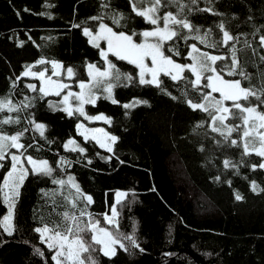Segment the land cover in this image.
Returning <instances> with one entry per match:
<instances>
[{"label":"trees","instance_id":"trees-1","mask_svg":"<svg viewBox=\"0 0 264 264\" xmlns=\"http://www.w3.org/2000/svg\"><path fill=\"white\" fill-rule=\"evenodd\" d=\"M181 4L185 6L182 11ZM137 5L141 9L152 7L147 0ZM157 7V16L179 13V18L193 25L191 32L171 26L180 35L165 42L167 56L179 64L192 65L189 53L195 45L197 56L208 53L225 57L212 65L216 73L225 81L240 80L241 87L250 88L264 100V47L259 44L264 35V0H196L195 4L191 0H161ZM120 14L123 19L117 26L113 17ZM100 23L117 34L155 29L136 15L130 0H0V98L20 105L27 96L33 104L18 112L0 111V120L11 117L20 121L0 124V133L23 132L21 158L30 155L36 161L47 160L53 169L51 176L29 172L21 185L15 200V230L10 236L0 228V264H55L53 251L41 243L34 229L59 224L63 231L71 223L64 220L65 211L79 217L84 210L92 218H101L113 205L119 213L118 228H109L127 251L117 244L116 255L107 257L94 245L97 251L91 255L97 264H264V168L259 167L264 158L253 150L260 148L259 137L247 138L249 153L245 154L243 128L225 140L220 132L212 131L208 112L189 106L188 99L206 103L202 97L207 93L221 99L204 87L206 79L202 77L200 86L193 88L195 74L186 69L183 78L176 81L161 75L160 87L140 84L136 66L112 56L121 74L114 82L117 103L100 98L85 111L110 121L87 123L117 138L109 152L78 134L77 124L86 121L84 116L53 110L49 102L60 104L59 96H42L38 80L21 76L33 66L32 71H44L49 77V63L56 62L63 68L71 67L78 79L86 80V65L102 67L103 60L83 30L96 32ZM221 24L237 38L228 46L223 44ZM139 36L133 38L138 40ZM198 37L206 42L201 43ZM233 55L239 65L234 75H228ZM40 60L46 63H37ZM28 84L36 85L37 91L29 90ZM239 102L264 112V103L254 96ZM223 103L232 108V101ZM125 104L133 106L125 108ZM210 111L219 115L214 109ZM31 121L45 125L43 136ZM224 123L232 127L242 120L229 118ZM216 127L227 135L219 120ZM259 131L264 133V128ZM70 139L85 151H72L74 145L66 150L64 144ZM233 139L236 145L231 143ZM11 151L20 155L17 149L7 150L5 159L0 160V182L11 168ZM62 158L68 163L57 167ZM225 160L230 161L227 168ZM68 176L92 197L91 204L76 199L69 184L61 187L53 183L54 179L67 181ZM117 192L126 194L119 203H115ZM237 193L240 200L235 198ZM71 201H75V208ZM6 211L0 199V218ZM90 236L85 233L84 239L91 242ZM125 236H134L139 247H133Z\"/></svg>","mask_w":264,"mask_h":264},{"label":"snow or ice","instance_id":"snow-or-ice-1","mask_svg":"<svg viewBox=\"0 0 264 264\" xmlns=\"http://www.w3.org/2000/svg\"><path fill=\"white\" fill-rule=\"evenodd\" d=\"M133 5V11L136 12V15L144 17L147 23L152 25H157L154 30H146L142 33H132L131 35L125 34L124 32H120L117 34L112 30V28L108 27L104 23H100L99 29L100 31L93 36L92 32L88 28H84L83 32L85 36L91 37L90 43H93V46L99 47L98 40L105 39L108 42V52H111L120 60H127L131 64H135L139 69V83L140 84H154L157 87H160V82L157 79V74L159 72H163L164 75L171 76L173 81H176L178 78L182 79L183 77L179 74L185 71V66L174 63V61L165 56L163 51H161L162 44L165 40H171L173 37L179 36L180 33L177 29L171 27L172 25H176L183 29L189 30V32L193 31V25L187 19L179 18V13L173 14L172 12H168L163 17L150 15L154 14L158 10V5H160L161 0H147V2L152 3V7L146 10H140L136 7L138 2H143V0H130ZM193 4L196 3V0H191ZM106 6V5H105ZM180 10L182 11L185 7L184 5H179ZM191 11V9H189ZM204 11H211L210 9H204ZM92 19H102L100 17H93ZM123 19V15L120 14L119 18L113 17V23L119 26L120 20ZM163 20V28L158 26V22ZM220 30L223 32V44L225 46L229 45L230 41L237 39L233 35H231L227 30H225L224 25H219ZM195 31L199 32V29H195ZM135 35L143 36L144 42L135 43L133 42L132 37ZM207 35V33L205 34ZM149 37H157L158 40L155 43H149ZM187 39V37H185ZM201 43H205L204 37H198ZM259 44L261 47H264V35H261L259 38ZM215 47V44L212 45ZM235 51V49H233ZM108 52L101 51V56L105 58L108 63V68L104 71L95 68L94 65L89 64V77L90 82L86 85L84 82L79 84V88L81 89L80 93H72L68 92L67 95H64L60 104H54L49 102V107L53 110L64 111L68 116H72L74 113H79V115L84 116L85 119L89 120H104L105 122H110L104 116H96L89 117L84 112L83 105L84 104H94L97 97L93 92L94 88H99L103 85V91L107 93L106 99L112 100L113 103H117L115 99L112 98V88L113 84L110 82V78L114 77L116 80H119L121 74L117 69H115V65L111 62L107 61ZM193 53H199V49L196 48L195 45H192V52L189 53V58L193 59L196 67H191V71L195 74V80L192 81L193 88H198L201 84L202 77L207 80V84L204 85L205 88L211 89V92H219L221 99L215 100L211 98V93H207L203 95V100L206 103H194L191 99H188L189 106L193 109H200L202 111L208 112L211 120L213 122L212 131L220 132L222 136H224L225 140H228L233 132H238L241 128H243V137L245 138L244 143V152L245 154L249 153V141L247 140L250 136H258L259 137V149H253L256 151L258 156L264 157V133H261L259 129L264 128V112L258 110L257 106H244L239 101L244 100L248 101L249 97L254 96L257 101L264 103V100L261 99V96L257 95L250 88L241 87V81H225L222 79L221 75L216 73V69L212 67L216 61L225 59L222 56L209 55L208 53H200L198 56H193ZM145 57H151L152 64L154 67L150 69L151 79L145 78V68L146 65L143 63V59ZM264 59V56L261 57ZM207 61H211L212 64H208ZM37 63L43 64L46 63L44 60H40ZM239 65V61L235 55L232 57V70L228 72V75H234L235 69ZM33 66H28L27 70L24 71L21 76H32L42 81V86L38 89V91L42 94V96H48L51 94L61 95V91L68 87L67 84L53 81L51 77H46L44 71L35 72L32 71L31 68ZM52 67L60 68L62 65L52 62ZM199 69V71H198ZM67 76L72 78L74 76V71L71 67L66 69ZM175 72L176 74H173ZM204 72H212L213 75L204 76ZM241 76H244L247 79V76L244 72L239 73ZM53 75H60L57 72H53ZM20 79V77H17ZM125 79H131V77L125 75ZM215 79L216 83L213 82ZM46 81V85L44 86V82ZM13 87H15V82L13 83ZM26 87L31 91H37L36 85L28 84ZM70 98H73L79 103L74 107L70 103ZM211 98V99H210ZM176 99V97H173ZM230 100L233 102L232 108H235L238 113H234L232 108L224 106V101ZM139 103V101H136ZM33 104L31 99L25 96L24 100L20 102V105H15L13 102L9 100H4L0 98V111L7 109L9 112H18L21 108L27 109L32 107ZM133 105L125 104L124 107H132ZM210 109H214L215 113H219V115L214 114ZM247 114V115H245ZM232 119H241V124H236L232 127H228L224 122L225 120ZM219 120L220 123L227 129V135L224 134L221 129L216 127V121ZM257 120L260 122L257 125ZM19 119L13 120L11 117L7 119L0 120V124H11V123H19ZM34 124L35 129L40 131L41 136H43L45 125L41 123H35V121H31ZM83 125L77 124V129L82 128ZM27 131V129L25 130ZM105 135H107L105 133ZM23 136V132H19L15 135H7L0 133V160L5 159V153L9 148H15L20 155H11V168L3 177V181L0 182V199H2V203L7 207V213L0 218V228L3 229L5 233L8 235H12L15 228L13 224L14 217V208H15V198L19 196V188L24 182V179L28 175V170L24 167L21 157L24 156V153L20 151L24 149L25 146L21 144L20 138ZM89 139L88 136H85V140ZM92 139H96V142L100 144L102 148H106L109 152L112 151L111 147L105 143H102L95 136ZM108 139L111 142L116 141L115 136H110ZM233 145L237 144V140H231ZM69 145H74L71 149L72 151H80L83 153L85 149L81 148L79 145L75 144V141L69 140L64 144V148L66 150L69 149ZM31 147V145H29ZM28 161V164L31 165V171L34 174L51 176L53 169L49 166V162L47 160L36 161L32 156L24 157ZM68 163L63 158L57 163V167L60 165ZM91 163V161H89ZM230 165L229 160L224 161V166L227 168ZM3 165L0 164V168ZM255 167V166H254ZM260 168H264V163L259 165ZM219 179V177H217ZM54 184H59L63 187L65 184H69L71 187L75 189L76 199L83 198L87 201L88 204L92 203V197L90 195H86L82 192L79 185L75 183L74 177L68 176L67 181L64 180H53ZM253 191L256 190V185L253 183L252 185ZM118 199L117 203L120 202L119 198L126 194L117 193ZM237 200H240L242 197L237 193ZM72 206L75 208V201H71ZM63 218L65 221H71L69 226L65 230L60 229V225L57 224L53 227H49L45 224L43 227H36L34 231L39 234L41 243H45L47 248L50 251H53L51 256V260L55 262V264H97L96 259L91 255L92 252L97 251V248L94 245H100L101 247L98 249L103 253L104 256L112 257L116 255V248L114 245L119 244L120 248L127 251L125 245L106 228L100 227L99 221H93L92 217L89 213L84 210L80 211V216L69 215L67 211L63 214ZM119 213L115 205L111 208V217L106 213L104 214V221L109 225H116L118 228V217ZM88 216V223L81 227L80 217ZM75 226V229L73 228ZM90 232L91 233V242H88L84 239L81 233ZM124 239L128 240L133 247H139L134 236H125ZM39 251V250H37ZM143 251V249H141ZM43 255V253H40ZM83 254H87L85 257Z\"/></svg>","mask_w":264,"mask_h":264},{"label":"rangeland","instance_id":"rangeland-1","mask_svg":"<svg viewBox=\"0 0 264 264\" xmlns=\"http://www.w3.org/2000/svg\"><path fill=\"white\" fill-rule=\"evenodd\" d=\"M138 3H139V2H138ZM136 7H137L138 9H140V10H146V9H141V8H139L137 4H136ZM147 9H148V8H147ZM150 15H155V16H157V11H156L154 14H150ZM154 26H155V28L157 27V25H154ZM158 26H159L160 28H163V23L160 24V23L158 22ZM151 30H154V29H151ZM90 31H91V30H90ZM99 31H100V29L98 28V30H97L96 32H93V31H91V32H92L93 36H95L96 33H98ZM87 37H88V36H87ZM88 39H89V41H90L91 37H88ZM132 39H133V42L139 44V43L144 42V39H145V38H144L143 36L140 35L138 40L134 39L133 37H132ZM157 40H158L157 37H149V38H148V42H149V43H155ZM166 41H167V40H165V41L163 42L162 47H161V51H163V53H164L165 56H167V55H166L165 52H164L163 46H164V44H165ZM96 43H98V45H99V47H97V48H99L100 53H101L102 50L105 51V52H108V42H107V40H105V39H101V40H98ZM91 44L93 45V43H91ZM94 47H95V46H94ZM100 56H101V54H100ZM112 56H115V55H113L111 52H108V55H107V61H108V62H111V63L113 64V62H112V60H111V57H112ZM193 56H197V55L193 53ZM115 57H116V56H115ZM167 57L171 58L170 56H167ZM101 58H102V60H103V66H102V67H99V66L94 65V64H91V65H94L95 68L100 69L101 71H104V70H106V69L108 68V63L106 62L105 58H103L102 56H101ZM171 59H172V58H171ZM172 60H173V59H172ZM126 61H127V60H126ZM173 61H174V60H173ZM143 63L146 65V68H145V78L150 80L152 77H151V72H150L149 70L152 69V68L154 67V65L152 64V61H151V57H145V58L143 59ZM174 63L179 64V63H177L176 61H174ZM58 64H60V63H58ZM49 65H50L51 70H52V73H51V75H50L49 77H51V79H52L53 81L61 82V83H64V84H67V85H68L67 88H65V89H63V90L61 91V95H59V103L62 101L64 95H67L68 92H72V93H80L81 89L79 88V84H80L81 82H84L86 85L90 82V77H89V67H88L89 64L86 65V68H85V75H86V77H87L86 80L78 79L74 70H73V71H74V76H73L72 78H69V77L67 76V71H66L67 68H63V66H62V67H60V68H55V69H54V68L52 67V62L49 63ZM60 65H61V64H60ZM134 65H135V64H134ZM180 65L185 66V70H186V69H189V70H190L191 67H196L194 61H193V64H192V65H187V66H186V65H183V64H180ZM135 66H136V65H135ZM212 67H213V66H212ZM136 68H137V72H138L137 75H138V78H139L140 69H139L137 66H136ZM115 69H117V66H116V65H115ZM198 71H199V69H198ZM53 72H57V73H59L60 75H53ZM173 74H176V73L173 72ZM161 75H164L163 72H159V73L157 74V79H158V80H159V77H160ZM179 75L182 76L183 73H181V74H179ZM211 75L214 76L213 73H212ZM206 76H207V75H206ZM29 77L38 80V82H39V88L42 86V81H41L40 79H37V78L32 77V76H29ZM46 77H48V76H46ZM170 77H171V76H170ZM115 81H117V80H116L114 77L110 78V82H111L113 85H115V83H114ZM213 82L216 83L215 79L213 80ZM151 85H154V84H151ZM44 86H47V85H46V81L44 82ZM114 87H115V86H113V88H112V93H111L113 99H115V97H114V95H113ZM93 92H94V94H95L96 97H97L95 103H96V102L98 101V99H100V98H104V99H106L105 97L107 96V93H105V92L103 91V85H101L99 88H94V89H93ZM216 93L219 94V92H216ZM51 95H54V94H51ZM219 95H220V94H219ZM54 96H57V95H54ZM107 100H109V101L112 102V100H110V99H107ZM115 100H116V99H115ZM70 103L75 107V106L79 103V101H77V100H75V99H73V98H70ZM95 103H94V104H95ZM94 104H84V105H83L84 112L86 111L87 106L94 105ZM60 105H61V107H63L62 104H60ZM77 114H79V113H77ZM86 115L89 116V117H92L91 115H88L87 112H86ZM99 116H101V115H99ZM84 118H85V117H84ZM85 120H86L85 122H80V123H79V124L83 125V127L80 128L79 130L77 129L78 134H80V135L83 136L84 138H85V136H88L90 140H92V141H94L96 144H98V143L96 142V139H92V137L95 136V137H96L97 139H99L102 143H105V144H107L108 146H111V144H112L113 142H111V141L108 139V137H110V135H109V134H108V133H107L102 127H99V126L88 127L89 125H87V123L100 122V121H104V120H89V119H85ZM105 133H106L107 135H105ZM98 145L100 146V144H98ZM100 147H101V146H100ZM11 149L15 150V148H11ZM104 149H106V148H104ZM106 150H107V149H106ZM13 154L18 155L17 153L11 151L10 154H9L10 157H11V155H13ZM263 158H264V157H263ZM21 161H22L24 167L28 170V173H29V172H32V171H31V165L28 164V161H27L26 159L24 160V159H22V158H21ZM26 177H27V176H26ZM24 180H25V179H24ZM19 191H20V188H19ZM117 193H118V192H117ZM117 193H116V194H117ZM119 193H123V192H119ZM116 194H115V203H117V199H118V197H117ZM124 196H125V195H124ZM124 196H121V197L119 198V200L121 201V200L124 198ZM16 199H17V198H15V200H16ZM6 208H7V207H6ZM111 208H112V207H111ZM111 208H110V210H109L108 213H107V214L109 215V217H111ZM6 213H7V211H6ZM117 219H118V217H117ZM80 220H81V227H83L84 225H86V224L88 223V217H87V218H82V217H81ZM92 220H93V221H99V222H100V227H103V228L108 229V230L113 234V236H114L113 231L110 230L109 227H110V226H114V227H116V225H109V224L105 223V221H104V215H103L101 218H92ZM117 221H118V220H117ZM73 228L75 229V226H74V225H73ZM4 233H5V232H4ZM85 233H90V232H84V233H81V235L84 237ZM5 234H7V233H5ZM7 235H8V234H7ZM90 235H91V233H90ZM90 238H91V236H90ZM44 244H45V243H44ZM45 245H46V244H45ZM98 246H99V248L101 247L100 245H98ZM114 247L116 248L117 245H114ZM53 252H54V250H53Z\"/></svg>","mask_w":264,"mask_h":264}]
</instances>
